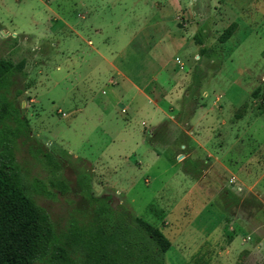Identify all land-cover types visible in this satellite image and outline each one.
Masks as SVG:
<instances>
[{
    "label": "rangeland",
    "instance_id": "1",
    "mask_svg": "<svg viewBox=\"0 0 264 264\" xmlns=\"http://www.w3.org/2000/svg\"><path fill=\"white\" fill-rule=\"evenodd\" d=\"M55 19L93 45L104 40L107 60L97 69L88 44L64 27L60 36L52 33ZM231 22L234 31L220 42ZM0 58L25 62L8 97L32 139L18 135L13 156L27 181L52 191L38 187L29 194L57 229L84 202L76 192V166L89 171L94 165L123 192L105 187L91 171L92 194H109L112 206L122 201L159 228L172 244L165 264H255L254 253L243 252L255 244L254 235L241 239L243 227L262 221L264 177L246 188L228 169L239 177L245 160L264 158V0H0ZM116 69L135 85L146 84L151 101L128 90ZM110 77L118 83L113 90L105 87ZM243 103L245 112L234 118ZM15 125L10 119L8 126ZM235 132L242 149L224 146ZM34 147L59 156L60 166ZM247 161L250 171L239 177L244 185L261 173ZM49 178L68 190L60 193Z\"/></svg>",
    "mask_w": 264,
    "mask_h": 264
},
{
    "label": "trees",
    "instance_id": "2",
    "mask_svg": "<svg viewBox=\"0 0 264 264\" xmlns=\"http://www.w3.org/2000/svg\"><path fill=\"white\" fill-rule=\"evenodd\" d=\"M235 27L236 23L231 22L219 41L224 42ZM24 64L23 59L15 63L0 60V264H165L164 254L170 246L167 237L122 201L112 206L109 194L93 195L90 167L88 171L76 166V192L84 202L71 210L62 229H57L47 210L31 197L30 189L40 187L46 194L52 191L34 178L27 181L26 169H18L13 156L18 135L32 139L26 119L8 97L12 76L24 75ZM14 92L18 95L21 89L15 88ZM245 108L246 103L241 104L234 117H240ZM10 119H15L14 128L8 126ZM34 148L48 164L60 166L59 156ZM48 182L60 193L68 190L60 180L49 178Z\"/></svg>",
    "mask_w": 264,
    "mask_h": 264
},
{
    "label": "crops",
    "instance_id": "3",
    "mask_svg": "<svg viewBox=\"0 0 264 264\" xmlns=\"http://www.w3.org/2000/svg\"><path fill=\"white\" fill-rule=\"evenodd\" d=\"M83 17V16H82ZM54 21V20H53ZM52 21V23H51V31H52V33L54 34V35H58V34H60L61 32H60V29L61 28H66L67 30H68V35L69 34H72V35H74L76 38H78V39H80V40H82L84 43H86V44H88L89 45V47H90V49H91V56H93L92 58H93V60L92 61H89V62H92V63H94L95 65V67L98 69V65H99V62H105L106 60H107V56L109 55V51H107V49L104 47V40H98L94 45L91 43V40L90 39H86V41H84L81 37H80V35H78V33H77V30H75L74 29V27H73V25H70V24H68V23H65L63 20L62 21H57L56 19H55V23ZM54 23V24H53ZM53 24V25H52ZM5 31V30H4ZM62 31V30H61ZM95 31H96V29H95ZM6 32V31H5ZM5 34H7V32L5 33ZM12 35H14V34H12ZM58 36H60V35H58ZM71 42V44L73 45L74 43L72 42V41H70ZM128 42H130V40L128 41ZM127 42V44H129ZM55 44V43H54ZM72 45H71V47H69L68 49H71L72 48ZM56 52V51H55ZM121 53V52H120ZM58 55H59V57H61L62 58V56H65L66 57V55L67 54H63V53H59L58 52ZM62 55V56H61ZM91 56H90V58H89V60L91 59ZM2 58H0V60H1ZM68 59V58H67ZM70 59V58H69ZM80 58H78V61L77 60H75V62L77 63L76 64V66H80ZM67 66V65H66ZM71 66V65H70ZM69 66V67H70ZM73 71V70H72ZM76 72H77V70H75ZM98 73L99 72H102L103 70H96ZM116 71V73H117V75L118 76H120V78H121V80L124 82V81H126L127 83L126 84H124V86L126 87V88H128V90H131V92H133L134 94H139L140 96L139 97H145L146 98V100H147V102L149 103L151 100H149L146 96V94L143 92L144 90H145V88H146V84L145 85H143V86H138V85H135L132 81H128V79L125 77V75H124V73L121 71V70H119V69H116L115 70ZM68 72V74L70 73V70L69 71H67ZM86 71H84L83 70V73H84V75L86 74L85 73ZM67 74V75H68ZM87 75H89V73L87 74ZM87 79V76L85 77V78H83V82H85L84 80H86ZM116 80V79H115ZM170 80H173L172 79V77H171V79ZM83 82H81V84H83ZM117 81H114V79H113V77H110L109 79L107 78V80H106V84H105V87H107L108 89H111V90H113V87L114 86H117ZM73 85V84H72ZM73 87H76L75 85L73 86ZM116 91V90H115ZM101 92H103L104 93V90H101ZM117 92H119V91H117ZM116 93V92H115ZM114 95H118V93H116V94H114ZM155 95H156V93H155ZM156 97H157V95H156ZM156 103H158V100L156 101ZM138 107H141V108H144V105L143 104H141V103H139V105H138ZM155 107L157 108V109H160L157 105H155ZM170 107V106H169ZM218 109H219V107H218ZM121 111H125V108H122L121 109ZM60 115H64V113H62V112H60ZM233 117H234V115H233ZM242 117V115L240 116V117H234V118H236V119H240ZM216 119V118H215ZM123 131H121V134H124V135H129V132L125 129V128H123L122 129ZM240 133L241 132H239L238 134H236V132L235 133H233L231 136V138H233V140L232 139H229V137H228V135H226V140H228V142H225V144H224V146H227L228 148H230V147H232L233 145H234V147H236L237 149H242L243 148V146H244V141L242 140V138H240ZM225 137V136H224ZM237 138V139H236ZM230 146V147H229ZM226 148V147H225ZM235 152H236V150H235ZM252 153V152H251ZM252 154H254V153H252ZM129 158V157H128ZM128 158H126L125 159V161H124V165H129V163H130V160L128 159ZM246 159H247V157H246ZM253 159V158H252ZM252 159L250 158V159H247V160H251L252 161ZM247 160H245V162L244 163H242L243 164V166H241L240 168L241 169H243V172L245 173V174H241V175H239V173H237L238 174V176L239 177H241L242 178V176H246L247 175V173L250 171V169L248 168V169H246L248 166H246V165H249L248 164V161ZM133 162L135 163V164H138V162L136 161V160H133ZM255 165H257L258 167H259V170H260V175L258 176V177H256V178H253V179H251L252 181L248 184V185H244L243 184V182H242V180L241 179H239V177H237V175H235V174H233V173H231L230 172V170L228 169V173H229V175H230V179L231 180H233L234 181V183L236 184V185H238V184H240V185H243L244 187H246V188H250V187H252V186H254L256 183H257V181L259 180V178L261 177H264V158H257L256 157V159H254V161H252ZM224 168H225V170H227V168L224 166ZM137 169V168H136ZM138 170V169H137ZM91 171L94 173V175H93V177L95 178V180H98V181H103V183H105V184H103V185H106L105 187H109V188H113V189H115V193H119V192H123L119 187H117L116 186V184H111V183H107V182H105L103 179H101V177H103V173L101 172V170L99 169V168H95L94 167V165H93V168L91 169ZM101 172V173H100ZM243 179V178H242ZM98 181H96V183L95 184H99L98 183ZM100 186V185H99ZM101 187H104V186H101ZM126 188H128V187H126ZM260 218L262 219V221H261V223L259 224H257L256 225V227L255 228H252V229H249V227L248 226H246V225H244V226H246V227H243L245 230H246V233H245V238H242L241 240L244 242V241H247L246 239H247V237H250V236H252V235H254L253 237H255V244L253 245V247L251 248L248 244L247 245H245V246H243V248H244V250H243V252L244 253H246L247 255L248 254H253L254 253V258H255V264H264V250H262L263 249V246H262V244L260 243V241H261V235L262 234H264V213H261L260 212ZM230 228V227H229ZM263 228V229H262ZM249 229V230H248ZM234 243V244H236L235 242H234V239L233 240H231L230 241V243L228 244V246H231V243ZM171 246H172V244H170V246H169V248L166 250V252L168 251V250H170V248H171ZM227 246V247H228ZM166 258H167V256H165V263H166ZM180 259H181V257H180ZM258 259H261V261L260 260H258ZM205 264V263H204ZM212 264V263H211ZM242 264H251V262L249 261H247V262H245V263H242Z\"/></svg>",
    "mask_w": 264,
    "mask_h": 264
}]
</instances>
